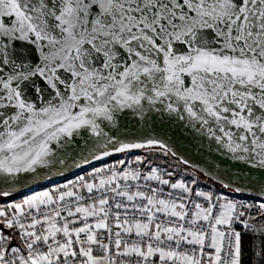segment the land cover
Wrapping results in <instances>:
<instances>
[{"label": "snow or ice", "instance_id": "obj_1", "mask_svg": "<svg viewBox=\"0 0 264 264\" xmlns=\"http://www.w3.org/2000/svg\"><path fill=\"white\" fill-rule=\"evenodd\" d=\"M0 264H264V0H0Z\"/></svg>", "mask_w": 264, "mask_h": 264}, {"label": "water", "instance_id": "obj_2", "mask_svg": "<svg viewBox=\"0 0 264 264\" xmlns=\"http://www.w3.org/2000/svg\"><path fill=\"white\" fill-rule=\"evenodd\" d=\"M209 163H211L212 161L210 160V158H209V161H208Z\"/></svg>", "mask_w": 264, "mask_h": 264}]
</instances>
